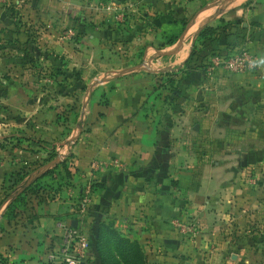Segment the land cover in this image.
Segmentation results:
<instances>
[{"label": "crops", "instance_id": "0c3cea01", "mask_svg": "<svg viewBox=\"0 0 264 264\" xmlns=\"http://www.w3.org/2000/svg\"><path fill=\"white\" fill-rule=\"evenodd\" d=\"M220 1L0 0V142L15 143L0 147V189L11 185L0 264H47L62 225L87 234L88 264H101L107 228L138 243L145 264H264V0L215 10ZM208 18L215 34L195 38ZM196 46H247L259 68L210 75ZM34 58L49 75L62 66L63 85L35 84ZM70 139L58 167L43 161ZM50 182L60 185L51 198L33 192ZM88 187L79 220L71 206ZM173 218L199 236L181 237Z\"/></svg>", "mask_w": 264, "mask_h": 264}, {"label": "built area", "instance_id": "2783aa9c", "mask_svg": "<svg viewBox=\"0 0 264 264\" xmlns=\"http://www.w3.org/2000/svg\"><path fill=\"white\" fill-rule=\"evenodd\" d=\"M68 34L71 37L76 36L72 30H69ZM258 68L259 59L247 46L228 53H219L207 64L208 73L213 76L217 70L230 75H242ZM74 146V139H70L59 147L54 165L63 162ZM91 204L92 189L88 187L84 195L71 206V213L79 220H83L90 213ZM171 225L186 239H195L200 234L198 226L189 221L173 218ZM61 229L63 231L61 240L53 243L46 253L47 264H88L91 260V243L87 234L79 226L62 225Z\"/></svg>", "mask_w": 264, "mask_h": 264}, {"label": "rangeland", "instance_id": "374dc122", "mask_svg": "<svg viewBox=\"0 0 264 264\" xmlns=\"http://www.w3.org/2000/svg\"><path fill=\"white\" fill-rule=\"evenodd\" d=\"M220 5V2L219 3H217V6H215V10H216V8L218 7ZM133 13H137V12H133ZM42 51H44V50H42ZM194 53H195V56H196V61H198V63L200 64V65H202V67H205L204 66V63H210L211 62V59L213 58V57H215L217 54H219V53H217V54H214V55H201L200 53L202 52L201 51V48L199 47V46H196V48H194ZM40 52V51H39ZM198 58V59H197ZM199 58L201 59V60H199ZM34 60L35 61H33V62H31L30 64H31V69H34L35 71H36V73H35V75H34V77H35V79L36 80H34V83L35 84H39V86L41 85H51L52 87H54L55 89H57L58 88V86L59 85H63V79H59L58 77H57V74H58V71H60V69H61V67L62 66H59V64L57 63L56 65H50V66H52L51 67V69L52 70H54V71H52V73H50V75H49V73L48 72H50L49 71V64H46V62L47 61H45L46 59H44L43 61H41V60H39V58H34ZM195 60V59H194ZM193 60V61H194ZM55 67V68H54ZM60 68V69H59ZM149 67L148 66H145V69L147 70ZM139 69H141V63H140V65H139ZM164 75V74H163ZM170 75V74H169ZM169 75L167 74V75H165V78H162L161 80L162 81H164L163 82V84H161V86H167L168 84H169V80L171 79L170 77H169ZM171 77H174L173 79H174V81L175 82H178V83H180V81L181 80H177V77H179V75L178 74H176L174 71L171 73ZM70 78L72 79V76H70ZM48 79V82H43V80H47ZM53 82H52V81ZM82 81V83L84 82L83 81V79H81ZM96 82H98V83H100V79H98V81H96ZM96 85V84H95ZM60 94H64L63 92H60ZM68 94V93H67ZM87 94V93H86ZM46 97V96H45ZM8 139L9 138H7V139H4V141L2 140L1 142H0V147H2V149H6V147H9L10 149H14L15 147H12L11 145L12 144H15L14 142H9L8 141ZM6 142H7V144H6ZM57 157V151H55V150H53L52 151V153L50 154V159H47V160H43L44 162H47L48 160H54L55 158ZM62 163V162H61ZM60 163V164H61ZM58 165L59 164H56V166L58 167ZM56 174V173H55ZM55 184L54 183H46V184H44L43 185V183H41V184H39V185H37V186H35V187H37V188H34L33 189V192H35V193H40V191H41V189H50L49 191H51V193L50 194H47V195H44V196H42V198H46V197H49V198H51L52 197V195L54 194V193H58V191H59V189H58V187L60 186L59 184L58 185H56V186H54ZM38 186H40L41 188H38ZM10 189H11V185H9V184H7V186L4 188H2V189H0V202L1 201H3V202H5L6 200H7V197L9 196V191H10ZM45 191H47V190H45ZM44 194H46V193H44ZM11 208V210H12V212L13 213H15V209L17 208V205H15V206H11L10 207ZM231 239L233 238V237H230ZM235 253V252H234ZM229 255H231L232 253L230 252V253H228ZM263 254H264V252H263ZM264 256V255H263ZM213 264H222V262H220L217 258H214L213 259Z\"/></svg>", "mask_w": 264, "mask_h": 264}, {"label": "trees", "instance_id": "16d2710c", "mask_svg": "<svg viewBox=\"0 0 264 264\" xmlns=\"http://www.w3.org/2000/svg\"><path fill=\"white\" fill-rule=\"evenodd\" d=\"M215 34V29L205 27L197 36L204 39ZM194 53H191V58ZM174 84L173 81L170 82ZM97 252L101 264H145L146 257L141 246L120 236L114 229H103L97 240Z\"/></svg>", "mask_w": 264, "mask_h": 264}, {"label": "water", "instance_id": "95a60500", "mask_svg": "<svg viewBox=\"0 0 264 264\" xmlns=\"http://www.w3.org/2000/svg\"><path fill=\"white\" fill-rule=\"evenodd\" d=\"M236 0H221L220 1V5L218 6L217 10L220 11L222 9H224L225 7L233 4ZM210 21V18H208L207 20H205V22L197 29L195 30L192 35L197 38V36L199 35V33L205 28L208 26V23ZM111 77H106L104 79H101L100 82H105V81H108Z\"/></svg>", "mask_w": 264, "mask_h": 264}]
</instances>
